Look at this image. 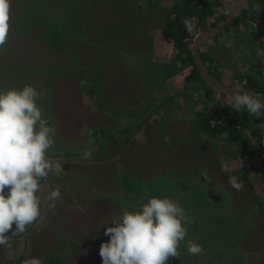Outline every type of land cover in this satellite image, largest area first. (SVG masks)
<instances>
[{
  "label": "rangeland",
  "instance_id": "rangeland-1",
  "mask_svg": "<svg viewBox=\"0 0 264 264\" xmlns=\"http://www.w3.org/2000/svg\"><path fill=\"white\" fill-rule=\"evenodd\" d=\"M176 1L12 0L10 34L0 48V90L31 84L44 91L38 103L55 129L48 156L61 162L64 171L42 182L46 193L60 188L55 206L50 208L45 200L37 221L24 233L12 234L15 240L9 239V245L0 246V264H22L33 256L43 264H102L100 245L110 238L104 235L107 225L102 223L139 208L151 196H168L185 207L189 169L202 175L209 172L210 179L199 182L215 184L216 195L229 192L218 199L223 204L220 213L229 219L235 215L237 228L227 222L223 228L231 242V257L235 252L242 256L236 255L241 260L230 264H264V200L230 183V177L240 182L238 174L249 156V143L241 149L239 144L205 135L206 115L201 112L202 103H196L198 97L180 95L179 105L158 69L148 68L144 61L151 51L154 66L169 63L162 59L166 45L156 42L164 32L168 9ZM235 1L222 0L215 16L201 26L196 23L190 47L200 30L226 15ZM206 46L219 48L213 54L212 69L232 85L233 76L245 65L243 52L226 42L209 41L203 52ZM261 49H257L259 55ZM218 95L231 103L230 98ZM186 104L192 105L186 109ZM185 112L195 118L185 121ZM257 119L264 124V117L252 122L259 123ZM263 138L264 129H260L253 140L259 143ZM63 148L73 156L64 158ZM258 172L264 186V164ZM168 188H176L177 193H167ZM213 197L209 194L204 203L217 200ZM218 214H213L216 220ZM216 223L220 227L221 222ZM178 251L179 256L170 257L167 264L198 262L192 254L191 260L187 258L185 241ZM215 253L209 254V260L214 259L211 264H219ZM209 260L201 263L210 264Z\"/></svg>",
  "mask_w": 264,
  "mask_h": 264
},
{
  "label": "clouds",
  "instance_id": "clouds-1",
  "mask_svg": "<svg viewBox=\"0 0 264 264\" xmlns=\"http://www.w3.org/2000/svg\"><path fill=\"white\" fill-rule=\"evenodd\" d=\"M11 3L0 0V48L10 34ZM183 23L188 32L195 29L194 17L183 19ZM44 94L31 84L0 90V246L9 245L12 234L24 233L37 221L45 200L51 208L61 197L59 187L46 193L42 186L45 178L64 171L61 162H53L48 156L55 143V129L38 103ZM261 97L264 95L234 91L231 108L246 111L250 118L264 117ZM230 183L237 190L241 188L235 177H230ZM188 223L191 218L177 200L151 196L139 208L102 223L107 225L104 235L110 237L100 245L102 264H167L170 257L179 256ZM187 251L201 254L203 245L189 240ZM22 264H43V260L33 256Z\"/></svg>",
  "mask_w": 264,
  "mask_h": 264
},
{
  "label": "trees",
  "instance_id": "trees-1",
  "mask_svg": "<svg viewBox=\"0 0 264 264\" xmlns=\"http://www.w3.org/2000/svg\"><path fill=\"white\" fill-rule=\"evenodd\" d=\"M152 1L153 0H149V4H151ZM220 1L221 0H178L174 4H172L166 14V26L164 32L161 35V39L158 40V44L166 45L164 46L165 48H162V50L167 49L166 53H164L166 57H162V59H166L169 63L164 64L162 68L154 66L153 57H151L150 55L151 51L147 52L148 54L145 55L144 61H147L146 64L148 68L158 69H156L158 71V74L164 78V81L170 88L171 97L174 98V101H177L179 105H182V102L179 99L180 95L191 96V98H194L192 97V94H195L198 97L196 98L197 102H195L202 103L203 109L201 110V112H205L206 115L205 120L202 124V129L204 130L203 132L205 133V135L213 137L211 139L228 141V143L232 145L239 144L241 149L243 146H246L249 143L248 148H250V153L249 156L244 159V162L239 170L240 174H238V178L241 182V185L246 190V194L248 192L250 196L254 195V193L258 195L254 190L250 179L249 163L251 157L264 148V138L262 141H260L261 143H263L262 145H260V142L257 143L256 140H253L254 135L258 132V130L264 129V124L258 119L257 120L259 121V123L252 122L254 118H251V121L249 122V119H247V116L245 115L246 111L238 112L235 109L231 108V103L228 101L224 102V100L219 98L218 94L230 99L231 96L221 92L218 89H215L204 80L190 47V42L193 37L190 34L191 32H188L186 30L183 23V19L194 17L197 26L205 24L207 20L218 13V6L221 3ZM257 1L258 0H250L247 8L243 11V13L230 24H228L220 33L210 39V43L219 42L220 38L222 37L224 38V41H226V43H229L231 41L238 42L242 40L244 43L246 42V44L251 43V41L254 42V37L252 36V34L243 29V23L247 17L249 8L254 6ZM148 12L149 14L152 13L151 10H148ZM225 32H227V34H225ZM207 46L202 54L204 60L212 70V65H214V47L208 48ZM155 47L156 46H154L153 49ZM150 49L152 50V47ZM244 54L245 55L243 61H245V67L242 70H239L238 74L234 77L238 76L237 79H239V81L246 82L244 84V88L247 90V92L264 95V73L260 70L261 68H259V66H262V63H257V60L255 61L254 57H252V55H250L248 52H244ZM139 57L141 58V55H139ZM254 65H257V67H254ZM226 69L228 70V68ZM213 73L218 76L217 71H213ZM174 75L176 76L175 80L172 79V76ZM169 79H171V82L169 81ZM227 81L231 82V80ZM191 105L186 104L184 106H186V109H189ZM217 106L221 107L218 109L220 111L216 109ZM193 118H195L194 115L185 112V121H188L189 119L192 120ZM129 129L132 131L135 128ZM64 152L65 153L62 154L64 158L73 156V154H69V152L65 149ZM203 178H206V180L208 181L210 179L209 172L206 171L205 175H202L201 171H191L189 169L187 170V173H185L184 208L191 218V223L187 224V237L189 239L186 237L185 245H187V242L189 240H194L197 243L203 245L205 253L202 255H194V261H198L195 264H202L201 261H208L210 259L209 254L212 253V255H214L213 252H216L215 259L219 262V264H230V261L237 259V256L241 258L242 256L235 252V255L231 257L229 250L231 242L229 237L227 236L226 228H223V223H230L233 225V229H235L237 228V225L235 224L237 217L234 215L235 218L232 217L231 219H229L224 214L220 213L219 205L223 206V204L222 202L218 201V199L220 198L223 200V197L229 192L227 194H223L222 190L220 194L216 195V192L214 190V182L213 186H211L209 183H200L199 181H201ZM188 184L191 186H189ZM166 191L167 193L171 191L170 193L174 195L175 193H177L176 188L170 190L168 188L166 189ZM161 193L165 195V190ZM209 194H211L212 197L214 194L216 197H213V199L217 200L205 204L204 202L207 200L206 198ZM216 211L219 212L217 216L218 220H216L213 215ZM216 221L221 222V224L219 225L220 227L216 225ZM215 231H218V233H215ZM10 237V240H15V238L13 239L12 236ZM20 244L21 243H17L18 247ZM76 247L79 248L81 246L77 245ZM212 247L215 248L213 252L211 251L213 249ZM22 249H24L23 246ZM22 254L23 252L21 253V256ZM239 257L237 260H241V258ZM187 258L191 260V254ZM213 260L214 259L209 260L210 264L213 262ZM57 263L62 264L63 262L57 261Z\"/></svg>",
  "mask_w": 264,
  "mask_h": 264
},
{
  "label": "water",
  "instance_id": "water-1",
  "mask_svg": "<svg viewBox=\"0 0 264 264\" xmlns=\"http://www.w3.org/2000/svg\"><path fill=\"white\" fill-rule=\"evenodd\" d=\"M250 0H237L232 8L227 12L226 15L221 17L218 21L213 23L210 26H207L200 30V32L196 35L193 45H192V53L198 65L199 71L204 78V80L215 89L220 90L221 92L231 96V93L234 91L244 90L237 89L232 87L225 82L221 81L209 68L207 62L203 58V47L204 45L212 39L215 35L220 33L228 24L234 21L237 17H239L243 11L247 8ZM255 95H262L258 93H252ZM264 100V97H261ZM264 163V148L255 153L249 163V175L256 193L264 200V186L262 185L259 176L258 169Z\"/></svg>",
  "mask_w": 264,
  "mask_h": 264
},
{
  "label": "crops",
  "instance_id": "crops-1",
  "mask_svg": "<svg viewBox=\"0 0 264 264\" xmlns=\"http://www.w3.org/2000/svg\"><path fill=\"white\" fill-rule=\"evenodd\" d=\"M220 2H222V0ZM235 2H234V4H235ZM243 29H245L246 31H248L250 33L253 32L252 36L254 37V40H253L254 42L252 44L251 43L246 44V42L244 43L242 40V41H238V42H235V41L232 42L231 41V42H229V44L231 45L233 50L236 49V50H239L240 52H243V55L241 57L242 60L244 59V55H245L244 51L245 52H252V51L254 52L255 51L256 55L255 56L252 55V57H254L255 61L257 60V63L262 61L261 62L262 66H260V67L264 68V51H263L264 50V39L262 40V38H264V0H258L254 6L249 8L247 17L243 23ZM224 42H226V41H224V38L222 37V38H220L219 42H217V43H224ZM156 43H158V41ZM260 47L262 48L261 49V53H263V54H261L262 56L259 55L260 53L257 50ZM218 49L216 51L214 48V55H217L219 53ZM219 66L221 67V63H219ZM224 66H226V65H224ZM244 67H245V65L243 64L242 69ZM225 70L228 71L230 69L228 68V70L227 69H225ZM260 70L264 73V70H262V69H260ZM212 71H213V69H212ZM238 72H239V70L236 72L235 76L238 74ZM237 77H234L233 82L234 81L236 83L240 82L239 79H237ZM242 82H244V81H242Z\"/></svg>",
  "mask_w": 264,
  "mask_h": 264
},
{
  "label": "flooded vegetation",
  "instance_id": "flooded-vegetation-1",
  "mask_svg": "<svg viewBox=\"0 0 264 264\" xmlns=\"http://www.w3.org/2000/svg\"><path fill=\"white\" fill-rule=\"evenodd\" d=\"M224 82L229 83L230 81H227V79H225ZM245 83H246V82L244 81V82H242L241 84H238V83H236V82L234 81V82L232 83V85H230V86L235 87V88L240 89V90L247 91V90L244 88V84H245ZM238 86H239V87H238ZM226 98H227V97H226Z\"/></svg>",
  "mask_w": 264,
  "mask_h": 264
}]
</instances>
